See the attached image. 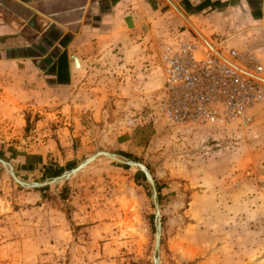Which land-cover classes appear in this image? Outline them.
I'll return each instance as SVG.
<instances>
[{"label":"rangeland","instance_id":"obj_1","mask_svg":"<svg viewBox=\"0 0 264 264\" xmlns=\"http://www.w3.org/2000/svg\"><path fill=\"white\" fill-rule=\"evenodd\" d=\"M215 38L244 52L218 35L205 42ZM164 52L144 67L163 71ZM157 73L127 76L146 86L111 90L76 116L1 100L0 158L30 183L101 151L140 161L157 191L159 264H264V117L250 113L264 100L227 125L174 123ZM32 110L49 119L40 132ZM154 242L151 186L138 166L100 154L25 187L0 163V264H154Z\"/></svg>","mask_w":264,"mask_h":264},{"label":"crops","instance_id":"obj_2","mask_svg":"<svg viewBox=\"0 0 264 264\" xmlns=\"http://www.w3.org/2000/svg\"><path fill=\"white\" fill-rule=\"evenodd\" d=\"M185 34L218 35L264 65V0H0V104L76 116L111 90L146 86L128 77L160 69L162 82L143 62ZM37 110L31 132L49 121ZM250 111L264 117V102Z\"/></svg>","mask_w":264,"mask_h":264},{"label":"built area","instance_id":"obj_3","mask_svg":"<svg viewBox=\"0 0 264 264\" xmlns=\"http://www.w3.org/2000/svg\"><path fill=\"white\" fill-rule=\"evenodd\" d=\"M183 35L161 56V111L174 123L227 125L264 100V66L251 51H223ZM201 55H198V54Z\"/></svg>","mask_w":264,"mask_h":264},{"label":"water","instance_id":"obj_4","mask_svg":"<svg viewBox=\"0 0 264 264\" xmlns=\"http://www.w3.org/2000/svg\"><path fill=\"white\" fill-rule=\"evenodd\" d=\"M100 154H105L106 156L113 158V159H116V160H119V161L126 160L129 163L138 166L141 169V171L144 173L146 179L148 180V182L151 186L152 200H153V206H154V211H155V242H154V250H153V262H154V264H159L157 253L159 250L160 235H161V223H160L161 214H160V208H159V204H158V200H157V191H156V187L154 184V180H153L147 166L144 163L137 161V160H134V159H128L122 155H118L115 153H111V152H107V151H101V152H97V153L91 155L90 157L86 158L82 162L78 163L70 171H67L64 174L57 176V177H54L51 180L45 181V182L30 183V182H25V181L21 180L19 177H17V175L13 171V167L10 164H8L9 165L8 171L16 182H18L19 184H21L25 187L42 186V185L50 183V182L59 181V180L63 179L64 177H67V176L73 174L74 172H77L78 170L83 168L85 165H87L88 163L93 161ZM0 162H5V161L0 158Z\"/></svg>","mask_w":264,"mask_h":264},{"label":"bare ground","instance_id":"obj_5","mask_svg":"<svg viewBox=\"0 0 264 264\" xmlns=\"http://www.w3.org/2000/svg\"><path fill=\"white\" fill-rule=\"evenodd\" d=\"M1 159H3L5 161V162H0L4 167H8L9 168L8 164H10L12 166V164L9 161L5 160L4 158H1Z\"/></svg>","mask_w":264,"mask_h":264}]
</instances>
